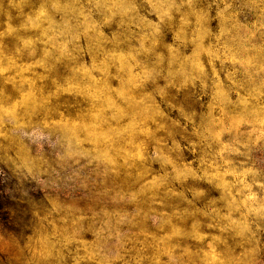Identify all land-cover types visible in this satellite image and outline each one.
<instances>
[{"label":"clouds","instance_id":"9594fccd","mask_svg":"<svg viewBox=\"0 0 264 264\" xmlns=\"http://www.w3.org/2000/svg\"><path fill=\"white\" fill-rule=\"evenodd\" d=\"M0 264H264V0H0Z\"/></svg>","mask_w":264,"mask_h":264}]
</instances>
